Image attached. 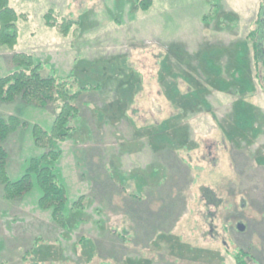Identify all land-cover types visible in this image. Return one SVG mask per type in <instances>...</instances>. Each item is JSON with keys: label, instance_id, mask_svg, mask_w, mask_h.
Instances as JSON below:
<instances>
[{"label": "rangeland", "instance_id": "obj_1", "mask_svg": "<svg viewBox=\"0 0 264 264\" xmlns=\"http://www.w3.org/2000/svg\"><path fill=\"white\" fill-rule=\"evenodd\" d=\"M261 1L153 0L148 10L133 0L10 1L17 39L0 42V75L24 52L102 89L82 97L79 130L55 147L69 227L39 207L37 179L16 202L0 184V264H236V246L264 263V86L249 77L246 38ZM188 96L215 116L200 106L186 114L176 98ZM117 97L131 102L123 119ZM238 97L242 118L256 117L238 124L241 140H256L233 148L238 131L219 122L231 121ZM10 114L30 124L8 142L16 180L42 153L32 125L49 129L54 115L0 102ZM204 188L222 202L208 203ZM81 195L86 207L73 208Z\"/></svg>", "mask_w": 264, "mask_h": 264}, {"label": "trees", "instance_id": "obj_2", "mask_svg": "<svg viewBox=\"0 0 264 264\" xmlns=\"http://www.w3.org/2000/svg\"><path fill=\"white\" fill-rule=\"evenodd\" d=\"M11 0H0V42L12 46L17 39V26L15 24L16 11L10 6ZM135 10H148L153 0H133ZM52 10L48 11L45 18L52 16ZM206 16L203 20H207ZM246 38L251 42V64H249L248 74L250 79L259 80L264 86V0L261 1L257 18L254 21V27L250 29ZM2 40V41H1ZM10 71L5 75H0V102L2 103H16L20 102L23 105L34 106L42 108V110H50L54 115V121L51 128L46 129L39 123L32 125V138L34 145L42 149V153L38 157H31L29 165L25 173L18 179L13 180L9 175V159L10 149L8 142L12 135L19 131L20 127H29L27 120L22 119L16 114L8 116L0 115V184L3 186V197L6 200L18 201L34 190V179L42 189V195L38 200L39 207L44 211L51 212L52 219L62 228L69 227L68 217L64 214V209L69 201L67 186L62 181L58 174V162L61 158V150L56 149L57 142L65 141L71 132L78 131L83 113L82 97L87 93L94 91H101V84H88L86 86L78 87L76 81L78 79L70 73V76H62L59 74L57 68L52 63H43L34 59L33 54L24 52H15L9 60ZM253 74V77L251 76ZM173 84H166L162 82V89H171ZM239 95V94H238ZM118 99V97H117ZM181 108L186 114L195 111L198 106L201 108L202 104L192 103L190 97H185L182 101L180 97L176 98ZM235 101L237 106L234 115H231V121H220L219 124L224 125L229 131L233 128L234 137L231 140L232 147H243L252 145L256 137L250 136L248 132L245 136L247 139L244 143L241 140L242 132L239 130V125L244 127L253 125L248 118L252 115H240V101ZM171 103L172 99L167 98ZM122 101H124L122 103ZM120 105L116 109L122 108L121 119L125 117V111L131 105L130 99L121 97L118 99ZM123 104V105H122ZM176 105V104H175ZM114 106V105H113ZM173 106V105H172ZM115 107V106H114ZM205 109V108H204ZM208 114L215 116L212 107H206ZM185 117V116H184ZM120 119V120H121ZM217 119V118H216ZM124 120L127 121L125 118ZM179 127L181 126L178 124ZM231 147V148H232ZM233 147V148H234ZM232 150V149H231ZM206 190V188H204ZM230 194H231V189ZM207 192H213L214 197H208ZM207 202L213 205H219L222 199L215 191L206 190L204 192ZM217 196V199L215 198ZM85 195H81L73 202V208H85ZM231 197V196H230ZM229 200L225 206L230 207ZM231 208V207H230ZM210 215H214L210 213ZM112 234L117 235L116 232ZM227 251H230L227 249ZM236 264H264L262 261L258 262L250 248H243L236 246L234 251L230 252Z\"/></svg>", "mask_w": 264, "mask_h": 264}, {"label": "water", "instance_id": "obj_3", "mask_svg": "<svg viewBox=\"0 0 264 264\" xmlns=\"http://www.w3.org/2000/svg\"><path fill=\"white\" fill-rule=\"evenodd\" d=\"M240 228H241L242 230L244 229V227H243V226H241Z\"/></svg>", "mask_w": 264, "mask_h": 264}]
</instances>
